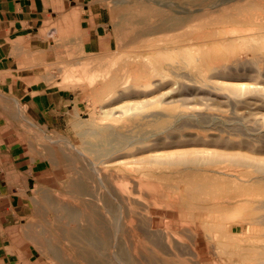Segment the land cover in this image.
<instances>
[{"label":"rangeland","instance_id":"obj_1","mask_svg":"<svg viewBox=\"0 0 264 264\" xmlns=\"http://www.w3.org/2000/svg\"><path fill=\"white\" fill-rule=\"evenodd\" d=\"M50 1L0 262L264 264V0Z\"/></svg>","mask_w":264,"mask_h":264},{"label":"crops","instance_id":"obj_2","mask_svg":"<svg viewBox=\"0 0 264 264\" xmlns=\"http://www.w3.org/2000/svg\"><path fill=\"white\" fill-rule=\"evenodd\" d=\"M50 0H0V184H21L34 177V171H23V158L18 156L23 134L18 124L25 115L38 120L42 105L49 108L51 92H42L40 82L35 78V66L31 50L32 37L42 20H46L52 10ZM31 57V59H30ZM48 107H47V106ZM44 110V111H45ZM28 113L27 114H25ZM31 113V114H30ZM43 117V116H42ZM22 124V123H21ZM21 148V147H20ZM31 164L33 160H29ZM35 164L30 165L33 167ZM7 186V185H6ZM6 194H1L2 200ZM0 202V239L8 228L2 218ZM0 264H2L0 262Z\"/></svg>","mask_w":264,"mask_h":264},{"label":"bare ground","instance_id":"obj_3","mask_svg":"<svg viewBox=\"0 0 264 264\" xmlns=\"http://www.w3.org/2000/svg\"><path fill=\"white\" fill-rule=\"evenodd\" d=\"M154 1H156V0H154ZM159 1V0H158ZM164 1V0H163ZM163 1H162V3H163ZM166 1V0H165ZM225 1V0H224ZM116 2H118V1H116ZM153 2V1H152ZM160 3V2H159ZM165 3H167V2H165ZM164 3V4H165ZM169 3V2H168ZM167 3V4H168ZM163 4V5H164ZM176 10V9H175ZM177 11V10H176ZM217 31V30H216ZM191 40V39H190ZM158 41H160V40H158ZM191 42V41H190ZM185 45V46H184ZM183 46V51H187V50H190L191 48H192V44H189V45H187V44H184ZM189 55V54H188ZM183 56V55H182ZM263 57V56H262ZM191 58V57H190ZM193 59V58H192ZM185 61V60H184ZM155 62V61H154ZM158 63V62H157ZM159 65V64H158ZM194 69V68H193ZM192 69V70H193ZM156 70V69H155ZM142 71V70H141ZM136 74V73H135ZM140 75V74H139ZM156 80V79H155ZM114 81V80H113ZM138 81V80H137ZM141 81V80H140ZM111 82V81H110ZM159 83H160V81H158ZM107 84V83H106ZM112 84V83H111ZM111 84H109V85H111ZM108 85V86H109ZM112 87V86H111ZM109 134V133H108ZM108 134H106L107 136H108ZM109 138V137H108ZM104 140H105V138H104V136H103V142H104ZM109 140L110 139H108L106 142H109ZM110 143V142H109ZM112 143V142H111ZM111 143H110V145H111ZM115 143V142H114ZM113 143V144H114ZM107 144V143H106ZM105 144V145H106ZM112 144V145H113ZM109 145V146H110ZM108 146V145H107ZM113 147V146H112ZM86 149H88V148H86ZM106 150V149H105ZM238 185V184H237ZM244 185H245V183H244ZM244 185L242 186V187H244ZM248 185V184H247ZM242 192H241V189L240 188H238V186H237V188H236V185H235V187H233L232 189H230L228 192H227V194H225V196H224V198H225V201H228V202H230V201H235L237 198H239V197H241L242 196ZM222 195V194H221ZM247 195V194H246ZM249 195V194H248ZM244 196V195H243ZM219 203V202H218ZM231 203V202H230ZM252 228V227H251ZM233 249V248H232Z\"/></svg>","mask_w":264,"mask_h":264}]
</instances>
